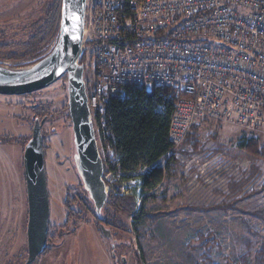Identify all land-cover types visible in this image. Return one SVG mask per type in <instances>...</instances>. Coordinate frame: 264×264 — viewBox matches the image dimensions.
Segmentation results:
<instances>
[{
    "label": "rangeland",
    "instance_id": "1",
    "mask_svg": "<svg viewBox=\"0 0 264 264\" xmlns=\"http://www.w3.org/2000/svg\"><path fill=\"white\" fill-rule=\"evenodd\" d=\"M55 1L0 0V65L21 68L37 63L29 49L31 37L41 31ZM83 61L87 84L91 61L89 56ZM68 103L67 79L33 95H0V264L28 261L23 155L35 118L46 120L42 131L52 238L47 253L32 264H242V257L254 264L264 244V162L256 163L258 179L234 196L233 186L246 180L252 162L229 155L244 137L264 136L204 123L196 149L186 142L171 155L174 161L142 218L113 210L110 217L104 211L99 218L76 163ZM99 151L103 159L112 158L102 153L100 144ZM105 181L113 190L114 176L107 174ZM131 191L139 196L136 183L122 186L123 194ZM102 226L111 234L109 239Z\"/></svg>",
    "mask_w": 264,
    "mask_h": 264
},
{
    "label": "built area",
    "instance_id": "2",
    "mask_svg": "<svg viewBox=\"0 0 264 264\" xmlns=\"http://www.w3.org/2000/svg\"><path fill=\"white\" fill-rule=\"evenodd\" d=\"M87 3L91 119L138 88H170L169 156L205 118L264 136V0Z\"/></svg>",
    "mask_w": 264,
    "mask_h": 264
},
{
    "label": "trees",
    "instance_id": "3",
    "mask_svg": "<svg viewBox=\"0 0 264 264\" xmlns=\"http://www.w3.org/2000/svg\"><path fill=\"white\" fill-rule=\"evenodd\" d=\"M61 0H56L43 19L42 29L31 37L29 49L32 56L39 57L50 47L58 37L61 21ZM80 63L84 65V58ZM172 90L170 88H155L149 90L138 88L130 93L124 100L110 101L104 116L95 115V128L97 141L102 153L111 151L113 157H104L105 174H111L115 178L113 190L108 194V201L103 209L111 216V211L123 213L135 220L142 218L145 213V205L152 193L157 190L165 179L168 165L174 161V157L168 158L173 149L170 139V124L175 108ZM210 119L205 118L194 125L187 136L186 142H190L193 148L198 147V131L204 123ZM221 126V124H218ZM46 147L44 146V150ZM229 159L247 157L252 162L250 173L246 180L233 186V194L242 193L249 182L258 179L261 172L256 166L257 162H264V138L244 137L236 146V151L229 155ZM168 158V159H167ZM167 159V160H166ZM166 160L167 166H162ZM136 183L140 189L139 196L134 191L129 194L122 193L124 184ZM106 185H110L107 181ZM189 210V209H187ZM96 212V211H95ZM102 212V213H103ZM98 217L101 215L97 213ZM48 242L52 236L48 233ZM46 249L41 254H46ZM242 264L248 263L246 257L240 258ZM254 264H264V244L255 254Z\"/></svg>",
    "mask_w": 264,
    "mask_h": 264
},
{
    "label": "water",
    "instance_id": "4",
    "mask_svg": "<svg viewBox=\"0 0 264 264\" xmlns=\"http://www.w3.org/2000/svg\"><path fill=\"white\" fill-rule=\"evenodd\" d=\"M88 0H61V21L57 42L43 59L30 67L12 68L0 65V95L22 97L44 91L67 79L69 112L72 120L76 163L85 189L95 210L102 214L108 201L109 188L105 181V165L99 151L95 124L88 107L84 53V31ZM33 135L24 150V167L28 202L26 264H32L44 252L48 242L50 191L45 166L42 127L46 120L35 119ZM106 238L111 234L101 227ZM125 261V260H124Z\"/></svg>",
    "mask_w": 264,
    "mask_h": 264
},
{
    "label": "flooded vegetation",
    "instance_id": "5",
    "mask_svg": "<svg viewBox=\"0 0 264 264\" xmlns=\"http://www.w3.org/2000/svg\"><path fill=\"white\" fill-rule=\"evenodd\" d=\"M56 42H57V40L54 42V45L56 44ZM50 47H51V48L49 49V51L47 52V54H49V53L51 52V50L54 48V46H50ZM43 54H46V53H43ZM43 54L37 58L38 61H40L41 59H43V57H45V56L47 55V54H46V55H43ZM37 60H36V61H37ZM34 61H35V60H34ZM64 79H66V78H64ZM35 119H36V118H35Z\"/></svg>",
    "mask_w": 264,
    "mask_h": 264
}]
</instances>
